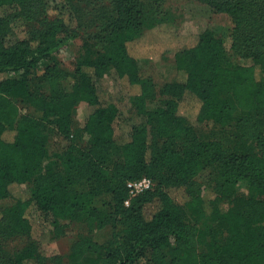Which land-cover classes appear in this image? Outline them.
<instances>
[{"label":"trees","instance_id":"trees-1","mask_svg":"<svg viewBox=\"0 0 264 264\" xmlns=\"http://www.w3.org/2000/svg\"><path fill=\"white\" fill-rule=\"evenodd\" d=\"M171 1L61 0L52 16L51 0H0L9 8L0 15V264H264V0H199L230 18L231 50L252 64L229 65L225 39L207 27L175 56L181 75L158 83L143 73L135 43L172 22ZM78 37L70 68L59 52ZM111 68L140 87L133 107L144 121L123 141L118 108L96 84ZM186 100L199 123L231 133L192 125L180 113ZM83 101L91 111L75 126ZM144 176L154 186L126 205L128 181ZM20 185L24 197L14 194ZM31 207L54 238L77 221L92 230L65 256L47 255Z\"/></svg>","mask_w":264,"mask_h":264},{"label":"rangeland","instance_id":"rangeland-1","mask_svg":"<svg viewBox=\"0 0 264 264\" xmlns=\"http://www.w3.org/2000/svg\"><path fill=\"white\" fill-rule=\"evenodd\" d=\"M60 2L61 0H51L50 14L52 16L58 13L59 10L56 9V6ZM8 10V7H0V15ZM167 16L173 18L172 22L147 31L135 43L136 50L141 54V57H144L140 64L143 73L152 75L156 82L161 83L181 75V72L175 68V56L183 47L194 45L201 32L207 27L215 28L225 39L228 48L226 62L229 65H250L253 63L251 58L233 54L229 37V28L232 26L230 18L224 13H214L207 3L199 0H172ZM18 31L20 36L25 35L20 29ZM82 33L84 34V31ZM81 43L82 38L78 37L59 52V58L66 66L75 67L76 56ZM190 67L195 71L204 70L203 63L200 61H193ZM2 76L5 77L6 75L3 74ZM258 77H264V72L258 70ZM96 84L100 100L106 105L112 103L118 108L114 127L117 138L123 141L129 136L134 126L144 121V117L138 115L133 107L132 96L139 93L140 87L131 84L126 78H120L113 68L108 70L103 77L96 79ZM19 107L22 106L19 105ZM198 110L197 105L192 100H186L180 107V113L186 116L192 125L200 127L207 135L226 138L227 134L233 130L232 126L220 128L215 126L213 122L199 123L197 121ZM90 111L91 106L88 102H81L74 111L75 126L83 125ZM11 134L8 132L9 136ZM51 140H55V135L52 136ZM85 140L87 137L82 138L81 142L84 143ZM199 180H207L206 174L199 177ZM239 189L244 192L250 190L246 181L240 182ZM184 192L176 190L174 192L175 198L183 201L186 194ZM14 194L18 197H24L26 195L25 186H16ZM205 197H212L208 190H205ZM28 217L32 225V235L38 241L42 252L47 255L61 254L65 256L77 235L87 234L92 230L87 222L77 221L69 226L65 235L54 238L51 233L52 225L38 208L31 207L28 210ZM64 264H68V258H65Z\"/></svg>","mask_w":264,"mask_h":264},{"label":"built area","instance_id":"built-area-1","mask_svg":"<svg viewBox=\"0 0 264 264\" xmlns=\"http://www.w3.org/2000/svg\"><path fill=\"white\" fill-rule=\"evenodd\" d=\"M129 198L126 200V205H129L131 200L138 196L139 194L151 189L154 186V181L152 178L144 176L138 179L129 180Z\"/></svg>","mask_w":264,"mask_h":264}]
</instances>
